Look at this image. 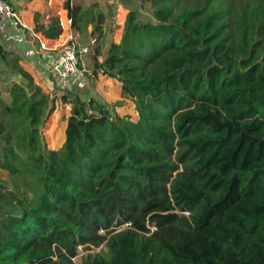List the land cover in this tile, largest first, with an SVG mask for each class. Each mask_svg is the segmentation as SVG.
Returning a JSON list of instances; mask_svg holds the SVG:
<instances>
[{"label":"trees","instance_id":"obj_1","mask_svg":"<svg viewBox=\"0 0 264 264\" xmlns=\"http://www.w3.org/2000/svg\"><path fill=\"white\" fill-rule=\"evenodd\" d=\"M141 1L152 20L129 11L95 63L138 120L65 93L59 150L41 135L55 99L0 45L28 80L9 103L0 88V170L14 177L0 185V264H264V0ZM64 9L80 31L96 15L102 34L99 10ZM33 19L60 36L58 18Z\"/></svg>","mask_w":264,"mask_h":264},{"label":"rangeland","instance_id":"obj_2","mask_svg":"<svg viewBox=\"0 0 264 264\" xmlns=\"http://www.w3.org/2000/svg\"><path fill=\"white\" fill-rule=\"evenodd\" d=\"M13 12L18 17L19 21L26 26V30L23 34L18 35V39H16L17 44L24 39L25 42L30 43L32 47L35 49L36 55L38 58L46 65L47 59L46 57L52 53L53 49L63 48L69 43L74 45H82L89 47V54L83 60L84 65L87 66L91 62L96 61L97 53L104 54L105 49L109 46L111 42L118 44L121 40L123 34V28L126 16L130 10H134L138 13L139 18L142 22L151 21V4L150 3H142V1L131 0L132 6L125 8L119 7L120 5H109L106 4V8L99 9L98 4L90 5L88 0L83 1L79 8L83 11H90L93 9V12L99 10L101 13H104V22L101 24L102 34H99L95 29V24L98 23L97 16L91 17L88 19L90 22H94L93 24H89L85 31H80L79 26L72 25L66 10L64 9L67 1L72 4L71 0H6ZM91 3L96 2V0H90ZM127 3V2H126ZM89 4V5H88ZM88 6V7H87ZM93 7V8H92ZM95 7V8H94ZM103 7V6H99ZM38 13L40 15V21L45 22L50 18L55 17L60 21L61 33L58 39L49 40L48 42L42 39L39 35L33 32L34 26V16ZM23 15V16H22ZM42 15V16H41ZM87 20V17L85 18ZM18 28V26H17ZM6 33V32H5ZM5 33L0 36V45H2L5 50ZM48 40V39H46ZM94 40V44H90V41ZM56 41V42H55ZM58 41V42H57ZM61 42V43H60ZM8 52V51H7ZM10 55L14 54V52H8ZM12 56H9L11 59ZM89 58V59H88ZM8 59V60H9ZM36 78V77H35ZM37 80V78H36ZM15 82L13 71L7 65V61L0 58V88H1V97L4 100L10 101L9 96L7 95V90L10 85ZM54 84V83H53ZM92 84L90 82H84L81 85H74L73 89L69 90L70 93H75L79 95L82 99H86L85 95L87 93L93 92ZM51 89V95L57 99V103L55 104L54 112L49 116L46 120L45 124L41 128V135L43 137V141L46 145L47 149L59 150L61 148L62 142L65 138L64 131L66 128L67 117L69 115L70 106L65 107V104L58 101L65 92L64 90H58L49 86ZM85 87V89H84ZM88 87V88H86ZM76 88V89H75ZM95 95V94H93ZM95 97V96H94ZM57 116H56V114ZM129 117H132L130 114ZM9 174L6 171L0 170V185L5 189H2V195H5L6 191H12V182ZM14 178V177H12ZM17 181V176L15 180ZM0 191V192H1ZM147 227L152 228L151 226ZM126 228L125 225L117 228V231L124 230ZM152 230V229H151ZM81 249V247H80ZM78 250V255L73 259L74 263L80 262L81 259L86 257L87 255H98L104 253V246L100 245L99 247L91 246L89 250Z\"/></svg>","mask_w":264,"mask_h":264},{"label":"crops","instance_id":"obj_3","mask_svg":"<svg viewBox=\"0 0 264 264\" xmlns=\"http://www.w3.org/2000/svg\"><path fill=\"white\" fill-rule=\"evenodd\" d=\"M71 1L73 2L72 3L73 6L80 7L81 5H79L78 2H80V4H81L83 1L85 2L86 0H71ZM88 2L90 3V5L91 4L92 5L98 4L99 9H102V8L105 9L106 4L120 5L119 7L123 6L125 8V10L127 9L126 7L132 6L131 0H96V2H93V3H91V1L88 0ZM99 6H103V7H99ZM130 11H134V10H130ZM127 12H129V11H126V13ZM103 15H104V13H103ZM48 22H49V20L42 22V23L47 24ZM33 28H34V26H33ZM18 35H21V32L19 31V29L16 28L13 24L8 25L6 33H5V51L11 52V53L14 52V54L11 55L12 58L15 59L14 65L21 67V69L24 72L28 73L30 75V77L32 78L33 84L35 86L39 87L43 93H45L46 95H50L51 98L55 99V104H56L57 99L51 95V89L49 87V86L53 85V88L56 89V87L53 84L54 80H52L51 75L46 70L45 64L38 58V56L36 55L35 49L32 47V45L30 43L25 42L23 39L17 44L16 39H18V37H17ZM39 36L42 39H44L45 41H47V42L49 41V40H46V38H44L43 36H41V35H39ZM56 49H58V48H56ZM56 49H53L52 51H54ZM48 56H47V58H48ZM102 60H103L102 56L97 57L95 62H91L86 67L90 68V69L97 68L95 63L96 62L100 63ZM10 65H13V64H10ZM9 68L12 70L11 66ZM16 75L17 74H14V77ZM35 77L37 78V80ZM85 82H90L92 84L91 87L93 88V92H92V90H90L91 93H87L85 95L86 99L84 98L83 100L88 101V100L94 98V96H95L108 107V109L111 111V113L117 114L120 117H129V115L131 114L132 117H129V119L131 121L136 122L138 120V115L135 111V106H134L133 102L130 100H125L122 98L121 83H119L118 81L113 80L111 78H104V77H101L99 75L95 76L92 79H88ZM86 88H88V87H86ZM71 89H73V86L67 90H64V91H67L65 93H70L69 90H71ZM84 89H85V87H84ZM93 94H95V95H93ZM7 95H8V93H7ZM63 95H61V97ZM4 101L9 103V101H7V100H4ZM58 101L61 102V98ZM66 105L70 106L69 104H65V107H66ZM69 113H70V111H69ZM56 116H57V114H56ZM64 140H65V138H64ZM64 140H63L62 144L64 143ZM51 150H53V149H51Z\"/></svg>","mask_w":264,"mask_h":264},{"label":"built area","instance_id":"obj_4","mask_svg":"<svg viewBox=\"0 0 264 264\" xmlns=\"http://www.w3.org/2000/svg\"><path fill=\"white\" fill-rule=\"evenodd\" d=\"M138 1L140 2V0ZM70 22L72 21L70 20ZM10 24H13L16 28L18 26L21 34L27 29L19 21L10 4L6 0H0V36L6 32ZM94 43V40L90 41V44ZM88 54L89 47L69 43L63 48L52 51L48 58L46 57V70L54 80L56 89L67 90L74 85H81L97 75L109 78L103 68L90 69L84 65L83 60ZM124 225L126 228L130 226L128 223ZM150 230L153 231V227ZM78 248L80 249V247Z\"/></svg>","mask_w":264,"mask_h":264},{"label":"water","instance_id":"obj_5","mask_svg":"<svg viewBox=\"0 0 264 264\" xmlns=\"http://www.w3.org/2000/svg\"><path fill=\"white\" fill-rule=\"evenodd\" d=\"M141 1V0H140ZM14 80L19 83V84H22V85H27L28 84V80L25 79L21 74H17L15 77H14Z\"/></svg>","mask_w":264,"mask_h":264}]
</instances>
